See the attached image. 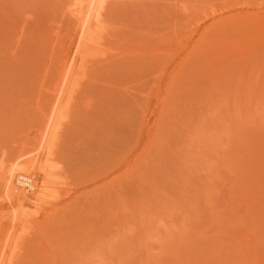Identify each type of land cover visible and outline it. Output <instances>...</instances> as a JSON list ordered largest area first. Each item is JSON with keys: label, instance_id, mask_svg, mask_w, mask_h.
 <instances>
[{"label": "rangeland", "instance_id": "1", "mask_svg": "<svg viewBox=\"0 0 264 264\" xmlns=\"http://www.w3.org/2000/svg\"><path fill=\"white\" fill-rule=\"evenodd\" d=\"M70 1L0 0V176L58 118L6 262L264 264V0H107L60 85Z\"/></svg>", "mask_w": 264, "mask_h": 264}, {"label": "bare ground", "instance_id": "2", "mask_svg": "<svg viewBox=\"0 0 264 264\" xmlns=\"http://www.w3.org/2000/svg\"><path fill=\"white\" fill-rule=\"evenodd\" d=\"M70 1V0H69ZM107 0H71L70 5H69V13L72 15V17L75 20V33H77L79 37V44L75 46V51L73 52L74 54L71 57H67L66 59H63L64 61L60 65V70L58 69L60 73V85L65 84V82H69L68 77L70 79L74 78V73H76V69L80 70L81 68H84L83 64H80L79 61L81 60H86L87 55L90 53L88 52L91 50V47L97 42L96 41V34L100 32L101 30V11L104 8V4ZM69 14V15H70ZM74 30V29H73ZM74 32V31H73ZM77 40V41H78ZM98 43V42H97ZM83 47V48H82ZM93 48V47H92ZM76 53V54H75ZM70 54V53H69ZM65 55V54H64ZM66 56V55H65ZM80 66V67H79ZM82 70V69H81ZM84 71V70H83ZM83 72H81L82 74ZM72 76H69V75ZM58 76V75H57ZM77 76V75H76ZM59 77V76H58ZM78 77L75 78V81L77 80ZM68 80V81H67ZM74 81V80H73ZM72 82L73 83H75ZM57 82V81H55ZM71 82V81H70ZM68 86V84H66ZM65 85V87H66ZM71 85V84H69ZM58 86V84H57ZM64 87V88H65ZM54 91L56 93L55 96L60 98L62 93L61 87H54ZM63 88V89H64ZM69 90V89H68ZM71 90V89H70ZM67 93V92H66ZM54 98V97H53ZM56 98V97H55ZM54 98V99H55ZM56 98V102L54 107L52 108L53 115L59 113L55 111L57 110V104L60 105V101ZM58 101V102H57ZM62 102V101H61ZM62 106V105H61ZM61 107H59L60 111ZM51 110V112H52ZM55 110V111H54ZM47 114V113H46ZM45 114V115H46ZM44 115V116H45ZM54 116L51 115H46L44 118L42 117L43 120V125L40 127L35 139L33 141V145L30 147V149L24 150L21 152L18 156H16L15 160L10 163V166L4 167V170L1 172L0 176V189L2 192V197L5 199V203H3L2 207L5 208L3 211V215L9 217V219L13 220V223L10 224L15 227V225L18 223V221H23L24 218H22V214L24 215V209L29 208L33 205L38 204L39 202H42L44 198L46 197L48 191L54 187V178L52 180L49 179L50 173L48 169L50 166L48 164L49 161V155L51 154V151L53 147L51 148L50 145L51 143L55 146V141H52V139L56 138L53 133L54 130H58V128L54 129L55 123L57 118L56 115V120L53 118ZM59 117V116H58ZM53 119V122H52ZM55 121V122H54ZM42 123V122H41ZM57 124V123H56ZM58 125V124H57ZM56 125V126H57ZM59 127V126H57ZM54 135V138L52 136ZM29 148V147H28ZM24 156H28L26 160H21ZM53 156V155H52ZM51 156V157H52ZM21 160V161H20ZM52 170L54 169L53 166L51 167ZM51 170V169H50ZM42 173L43 175L41 176V181L37 182L38 180H35V175L36 173ZM45 176V177H43ZM57 177V176H55ZM5 205V206H4ZM28 214V213H27ZM25 216V215H24ZM3 217V216H2ZM26 218V217H25ZM30 218V217H29ZM7 220V218H6ZM19 224V223H18ZM1 225V224H0ZM19 226V225H18ZM22 226V225H21ZM4 227V226H3ZM24 227V225H23ZM12 228V227H11ZM1 229V228H0ZM8 230V228H7ZM10 230V233L7 231L8 236L6 235L7 240H9V245L8 242L6 243L5 241V247L3 246L4 249L0 250L1 255H0V264H11L12 262L10 260L6 259L9 257H14L16 254V251L19 247V243L17 241V236H14L17 231L15 228L14 230ZM6 233V234H7ZM12 236L10 237V235ZM4 245L3 243H1ZM6 245L8 246L10 252H7L5 254V248ZM2 247V246H1ZM0 247V249H1Z\"/></svg>", "mask_w": 264, "mask_h": 264}]
</instances>
